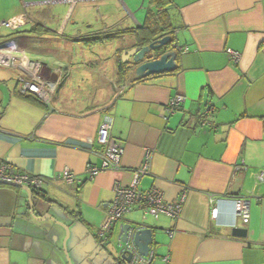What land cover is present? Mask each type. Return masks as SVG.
Listing matches in <instances>:
<instances>
[{"label":"crops","instance_id":"crops-1","mask_svg":"<svg viewBox=\"0 0 264 264\" xmlns=\"http://www.w3.org/2000/svg\"><path fill=\"white\" fill-rule=\"evenodd\" d=\"M153 3L85 0L73 9L36 7L30 14L42 26L0 30V43L22 53L18 67L29 71L28 61H39L45 76L63 73L47 106L20 93V70L0 66V160L46 179L34 194L35 216L56 221L36 220L24 190L0 185V264H69L62 225L73 236V264H127L119 238L123 225L136 222L159 228L152 264H264V183L257 180L264 172V0H168L174 42L188 51L178 56L177 71L139 82L130 64L127 77L119 64L123 52L140 45L134 31L149 11H158ZM95 10L103 11L100 28L86 18ZM117 11L120 19L106 23ZM21 13V0H0V21ZM117 42L123 44L108 58L87 53ZM228 50L240 53L237 64ZM177 95L186 102L170 114L166 106ZM208 104L214 112L201 127ZM108 115L112 136L124 148L123 170L88 178L87 167L102 163L97 138ZM146 148L152 151L151 173L139 189L159 190L165 203L187 192L182 216L155 219L135 209L102 243L98 231L114 186L131 184ZM66 169L79 180H62ZM209 195L218 198L216 220ZM237 198L250 203L248 224L236 216ZM235 227L246 229L247 237H234Z\"/></svg>","mask_w":264,"mask_h":264},{"label":"built area","instance_id":"built-area-1","mask_svg":"<svg viewBox=\"0 0 264 264\" xmlns=\"http://www.w3.org/2000/svg\"><path fill=\"white\" fill-rule=\"evenodd\" d=\"M85 0H21L22 13L8 20L0 21V30L8 29L10 31L19 30L25 26H42L40 22L34 19L30 14V9L43 6H51L55 4H69L70 9H73L79 2ZM88 1V0H87ZM97 1V0H91ZM123 3V0H119ZM178 45V44H177ZM188 51V47H180L178 45V53L184 54ZM228 55L232 62L237 64L240 59V53L228 50ZM23 58L22 53L11 52L8 49L0 51V66L13 68L19 71V91L21 94H34L37 98L46 104L51 106L52 99L59 86V82L63 73L60 69L54 71V73L47 77L44 75L45 66L39 61H28L29 71L23 67H18L15 62H21ZM53 75L57 77L53 80ZM126 87H119L118 93ZM186 102L184 96L177 95L173 97L166 106L167 111L170 114H174L181 106ZM212 108L208 109L202 114V124L207 122V116L211 113ZM114 120L111 116H105L98 132L97 142L101 147L102 163L100 166H88L86 173L88 178H94L99 173L107 171H121L122 158L124 156V148L118 143V141L112 136ZM151 149H145V158L142 166L132 171V182L128 187H122L120 184H115L113 202L109 205L106 218L101 228L98 231V235L105 239H108L109 234L112 232L116 224H118L126 214L138 209L144 213L145 216H151L155 219H159L161 216L170 217L173 220H178L182 216L184 204L187 199V192H184L182 196L172 203H165L163 200V193L159 190L152 188L147 191L139 189L140 181L143 177L150 175L151 169ZM62 180L71 184L79 180V178L66 169L61 174ZM258 183H264V172H260L257 177ZM0 182L6 184H17L26 186L33 190H40L46 183V179L41 176L30 175L27 173L18 172L13 166L7 162L0 160ZM210 214L211 219L216 220L219 216V209L217 207L218 198L213 195H209ZM249 208L250 203L243 198H237L235 200V213L244 224L249 223ZM171 234V233H170ZM125 251L133 253V260L131 264H152L154 259V252L148 257H142L135 248L132 237L130 236L129 242L123 245Z\"/></svg>","mask_w":264,"mask_h":264},{"label":"water","instance_id":"water-1","mask_svg":"<svg viewBox=\"0 0 264 264\" xmlns=\"http://www.w3.org/2000/svg\"><path fill=\"white\" fill-rule=\"evenodd\" d=\"M169 44H172V46L170 47ZM3 49H7V47L4 43H0V51H3ZM178 56L177 43L172 41L171 36H164L163 38L154 40L148 46H137L123 52L122 62L130 64L137 78L144 79L152 76H159L175 72L178 67ZM54 80H56V77H54ZM0 185L12 186L24 190L28 196L30 214L36 220L43 221L50 219L55 221L51 215H45L40 218L35 216L37 199H34V193L30 188L17 184H6L1 182ZM62 226L66 230V238L63 248L66 253L68 263L72 264L66 248V243L70 237V230L69 227L65 225ZM113 231L114 228L112 232ZM158 231L159 228L149 225L146 222L127 223L123 225V231L121 234L122 236L121 239L119 238V247H121L119 255H121V259L127 264H131L133 260V253L122 249L123 245L129 242L130 236L132 237L133 244L138 253L142 257H148L153 252V246L157 244L156 236ZM112 232L110 233L111 235ZM232 235L234 237L246 238L247 230L235 227L232 229Z\"/></svg>","mask_w":264,"mask_h":264},{"label":"trees","instance_id":"trees-1","mask_svg":"<svg viewBox=\"0 0 264 264\" xmlns=\"http://www.w3.org/2000/svg\"><path fill=\"white\" fill-rule=\"evenodd\" d=\"M152 2H154L153 4H156V6L158 7V11L155 13L152 11H149L146 15L145 23L142 25V27L139 30L134 31L137 38L140 40L139 46H141V47L148 46L154 40L163 38L164 36H171L172 41L173 42L175 41L174 37H173V34H174L173 31L174 30L169 23L170 16L168 14V9L166 6L168 4V0H152ZM125 33H126L125 31L124 32L120 31V35L125 34ZM107 37L110 38L111 36L108 35ZM91 40H99V38H94ZM169 46L171 47L172 44H169ZM178 54L181 55L180 53H178ZM128 65H129V63H123L122 59H121L120 64H119V66H120L119 68H120V72H122V74H124L125 77L128 76V73H127L128 72L127 70L129 69ZM145 80H147V79H138L136 81L143 82ZM184 104L178 110H181L183 108ZM208 107L212 108V111L207 116V120H208V117L214 112V106H212L211 104L207 105V107L205 108V111L208 109ZM202 114L200 115V118H199L201 127L207 125V123H208V122H206L205 124L204 123L202 124V122H201ZM39 191L40 190H33V193L39 194ZM99 238H100L102 243H107L109 241L108 240L109 237L106 241H105V239H102L100 236H99Z\"/></svg>","mask_w":264,"mask_h":264},{"label":"rangeland","instance_id":"rangeland-1","mask_svg":"<svg viewBox=\"0 0 264 264\" xmlns=\"http://www.w3.org/2000/svg\"><path fill=\"white\" fill-rule=\"evenodd\" d=\"M67 5H69V4H67ZM70 6V5H69ZM58 8V7H57ZM81 7H79L78 9H77V11H76V13L74 14V16H73V19H72V21H76V17H77V15L79 14V12L81 11V9H80ZM102 12L103 11H98L97 12V10H95V13H96V15L93 17V18H91L90 16H87L86 18H87V20H89V21H91V24L92 25H94V27L95 28H100V27H102L103 26V24L100 22L101 20V15H102ZM120 12V11H119ZM118 11H117V14L113 17V18H111V19H109L106 23H108V24H111L113 21H117V20H119L120 19V13H119ZM114 22V23H115ZM119 42H117V43H115V45H106L105 47H99V46H93V48L91 49V51L89 50V51H87V53L88 54H91V53H95V54H98V55H101V56H105L106 58H108V57H110L111 55H113V51H115V47L114 46H120L121 44H123L122 42H120V44H118ZM99 45V44H98ZM99 47V48H98ZM73 53H79V49L78 48H76V50H75V52H73ZM69 230H70V228H69ZM66 232V231H65ZM66 234V233H65ZM65 238H66V235H65ZM72 239H73V236H71V231H70V237H69V239H68V241H67V243H66V248H67V252H68V255H69V258H70V260H71V263H72V258L70 257V253H69V251H70V247H71V244H72ZM63 247V246H62ZM73 264V263H72Z\"/></svg>","mask_w":264,"mask_h":264}]
</instances>
